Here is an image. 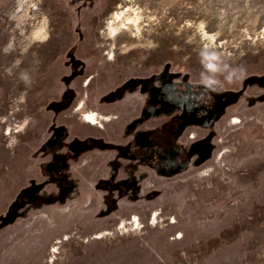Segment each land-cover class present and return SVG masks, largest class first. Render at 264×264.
Returning <instances> with one entry per match:
<instances>
[{"label":"flooded vegetation","instance_id":"1","mask_svg":"<svg viewBox=\"0 0 264 264\" xmlns=\"http://www.w3.org/2000/svg\"><path fill=\"white\" fill-rule=\"evenodd\" d=\"M64 1L75 36L47 62L42 103L8 121L0 83V264L95 262L99 224L156 207L162 246L137 249L142 264H182L201 251L189 241L236 237L243 208H264V71L229 82L165 60L93 89L104 72L81 51L82 11L97 0ZM40 5L0 0V61L44 51L18 50Z\"/></svg>","mask_w":264,"mask_h":264},{"label":"rangeland","instance_id":"2","mask_svg":"<svg viewBox=\"0 0 264 264\" xmlns=\"http://www.w3.org/2000/svg\"><path fill=\"white\" fill-rule=\"evenodd\" d=\"M35 1L44 8L40 5L27 20L20 18L27 38L19 39L18 50L26 54L23 49L34 45L43 46L44 51L37 49L23 62L20 57L22 63L0 61L8 121L18 113L27 116L32 106L42 103L54 76L50 73L55 71L47 62L55 49H64L75 36L71 27L74 13L64 0ZM128 7L131 10L123 19L137 16L139 28L133 22L132 30H121L116 37L105 39L110 26L119 21L117 13ZM82 17L89 41L82 43L81 51L86 56L97 51L96 69L104 72L96 78L93 89H107L123 77L165 60L229 82L264 71V0H97L82 11ZM48 30L51 37L46 44ZM164 210L156 207L134 213L126 222L99 224L103 236L97 241V260L88 264H142L137 249L162 246L155 233L163 222H156L155 217L167 216ZM243 212L236 237L212 244L191 240L193 248L201 251L194 256L185 254L181 263L264 264V208L244 207ZM79 242L82 249L95 246L94 240H76L77 247Z\"/></svg>","mask_w":264,"mask_h":264},{"label":"bare ground","instance_id":"3","mask_svg":"<svg viewBox=\"0 0 264 264\" xmlns=\"http://www.w3.org/2000/svg\"><path fill=\"white\" fill-rule=\"evenodd\" d=\"M130 8H125L123 9L121 12L117 13V17L119 19V21L117 22L116 25H111L110 26V30L107 31V33L105 34V39L110 38V37H116V35L121 31V30H132L133 29V25L132 23H135V28H139V24L137 23V16L132 18H128L126 20L123 19V15H125L126 13L130 12Z\"/></svg>","mask_w":264,"mask_h":264},{"label":"water","instance_id":"4","mask_svg":"<svg viewBox=\"0 0 264 264\" xmlns=\"http://www.w3.org/2000/svg\"><path fill=\"white\" fill-rule=\"evenodd\" d=\"M256 76H259V74L254 73V74H251V75L248 76V77H256Z\"/></svg>","mask_w":264,"mask_h":264}]
</instances>
